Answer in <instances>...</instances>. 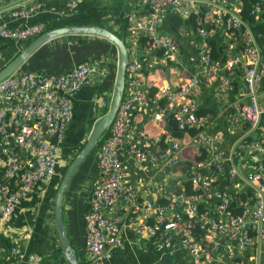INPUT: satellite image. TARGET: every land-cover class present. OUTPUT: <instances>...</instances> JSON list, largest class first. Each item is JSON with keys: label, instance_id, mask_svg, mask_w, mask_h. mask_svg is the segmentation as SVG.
<instances>
[{"label": "built area", "instance_id": "1", "mask_svg": "<svg viewBox=\"0 0 264 264\" xmlns=\"http://www.w3.org/2000/svg\"><path fill=\"white\" fill-rule=\"evenodd\" d=\"M185 0H144L141 15L127 17L125 29L130 33L126 47L128 64L126 78L131 83L124 91L117 113L98 146L97 179L91 189L84 215V249L86 264H107L120 243V222L109 217L119 203L127 206L134 216H140L137 233L155 240L156 252L175 257L186 253L192 264H244L239 256L257 241L264 240V104L258 101L257 88L264 82L261 53L249 31L243 30L238 17L241 0H208L213 13L210 27L201 21L193 36L195 53L189 57L192 70L178 83L165 85L156 93L144 89L136 57L137 36L146 39L147 52H155L163 64L177 62L178 43L159 31L163 17L180 15ZM3 0H0V5ZM229 5L232 8L228 10ZM71 6L70 8H73ZM40 9L31 5L7 12L8 21H23ZM264 0H254L250 16L261 21ZM202 12L199 17H202ZM0 11V39L17 43L28 42L45 32L42 24H25L10 28ZM222 31L226 42L219 59L211 56L209 38ZM242 38L238 48V39ZM137 59V58H136ZM243 67V83L247 102L225 107L227 126L241 130L239 139L227 150L219 148L224 134L212 133L213 114L199 112L195 98L203 81L217 80L216 93H234L233 77ZM108 70L103 66L80 64L60 73H14L0 82V224L8 222L18 203L39 184L49 182L56 174L63 140L72 119L69 96L84 86L104 79ZM102 107L105 103H101ZM152 106L170 121L187 143L174 140L169 149L149 155L134 143L133 110ZM143 141L148 135L139 132ZM199 147L188 170L189 193H173L165 205L150 201L139 202L137 188L128 182L125 159L135 165L144 161L161 162V173L176 161L186 144ZM238 180L254 191L242 197L234 188ZM153 221H146L150 215ZM174 235V238L164 237ZM33 264L39 259L32 257ZM5 264H18L17 250L11 249Z\"/></svg>", "mask_w": 264, "mask_h": 264}, {"label": "crops", "instance_id": "2", "mask_svg": "<svg viewBox=\"0 0 264 264\" xmlns=\"http://www.w3.org/2000/svg\"><path fill=\"white\" fill-rule=\"evenodd\" d=\"M13 1L15 0H3L0 5V11H3L4 20L10 28L19 27L23 23L42 24L45 32L63 27H100L120 36L123 20L126 23L128 16H138L146 10L143 6L144 0H120V8L115 6L112 0H28L17 6L4 8L6 4ZM208 2V0H185L180 5V17L184 19L193 15L195 27L196 23L201 21L205 28H209L214 11L207 5ZM31 5H39L40 9L30 18L13 22L6 18L7 12ZM71 6L74 7L70 8ZM231 8L232 5H229L228 10ZM200 12H202V17H199ZM169 17H163L159 31L178 43L177 62L163 64L158 54L147 52L146 46L141 44L142 35L137 36V56H130L131 60L135 59L139 65L142 85L149 94L156 93L165 85H176L179 81L177 72L185 78L192 70L188 59L195 53L194 38L193 36L186 37L185 34L194 30L174 32L171 29ZM129 36L130 33L124 30V43L128 42ZM241 40L240 37L237 42L238 48L241 46ZM225 42L222 31H218L209 38V44L213 53L217 54V59L222 56ZM27 46V42L17 43L0 39V69L9 64ZM117 61V48L103 38L61 36L38 48L19 67L16 73H60L80 64L103 66L108 70L104 79H96L94 84L84 86L69 96L72 119L59 144L60 151H68L74 145L81 147L102 118L105 109H108L114 92ZM260 63L264 64V55H261ZM233 79L234 93L232 95L219 96L216 93L218 82L213 80L203 81L195 98L199 112L213 114L214 121L210 132L224 134V142L219 145V148L223 150L229 149L232 141L239 139L242 135L241 130H234L227 126V121L223 116L225 107L248 101L243 83V67L240 66L235 71ZM130 87L131 83L126 78L125 91H129ZM256 95L258 101L264 104V82L257 88ZM102 102L105 103L104 107L101 105ZM133 115L135 117L133 141L149 155H158L169 149L174 140L181 141L179 139L181 135L172 134L162 114L152 106L137 107L133 110ZM139 132L146 133L148 139L143 141ZM187 140L188 138L184 136L181 142L187 143ZM183 147L176 161L168 166L165 174L161 173V162L157 164L144 161L141 165H135L131 159L123 161V166L128 172V182L134 185L139 192V202L150 201L156 205H165L170 194L184 193V191L178 192L185 187L184 176L180 178L173 167L181 161L192 162L197 156L199 147L189 143ZM97 154L96 149L89 155L92 157V165L89 174L90 184L86 187L85 195L81 196L79 188V182H82L85 176L81 165L69 183L63 199V221L68 240L77 262L81 264H86L88 260L84 249V215L88 195L92 189V180L98 174ZM55 187L56 183L53 179L37 185L25 199L18 203L12 218L0 224V264H5L4 259L10 256L11 249L17 250L18 264H33L32 257L39 259L40 264L47 258L53 260L49 264H64L62 259L53 258L59 245L54 228ZM234 188L240 189L242 197L254 191L251 185L241 180L234 183ZM106 214L119 220L121 239L120 245L113 250L112 258L107 264H192L183 251L175 257H166L156 252L153 247L156 241L137 233L136 226L141 221V217L134 216L122 203L110 210L107 209ZM146 221H153V215L146 218ZM164 237L174 238L175 236L169 234ZM239 258L244 264H264V240L257 241Z\"/></svg>", "mask_w": 264, "mask_h": 264}, {"label": "water", "instance_id": "3", "mask_svg": "<svg viewBox=\"0 0 264 264\" xmlns=\"http://www.w3.org/2000/svg\"><path fill=\"white\" fill-rule=\"evenodd\" d=\"M26 1L28 0H15L9 4H6L4 8L14 7ZM124 26L125 23L122 26L120 36L100 27H63L59 29H54L49 32L46 31L42 35L31 41L28 46L25 47L19 53V55H17V57H15L9 64H7L3 69L0 70L1 82L16 73L19 67L26 61V59H28V57L32 55L38 48H40L50 40L61 36L100 37L109 41L117 48L118 61L116 79L114 85V92L112 94L108 109L103 115V117L100 119V121L93 128L92 132L90 133V136L88 137L82 149L78 152L73 161L66 168L55 194L54 228L63 259L67 264H78V262L75 258L74 251L68 240L65 224L63 221V199L65 192L67 191V188L69 186V183L71 182L76 171L81 166L85 158L89 156L90 153L96 148L102 136L108 131L122 102L125 91L126 67L128 64V51L123 38V33L125 29ZM96 179L97 175L94 176L92 180V187ZM90 195L91 192L89 193L88 198L90 197Z\"/></svg>", "mask_w": 264, "mask_h": 264}, {"label": "trees", "instance_id": "4", "mask_svg": "<svg viewBox=\"0 0 264 264\" xmlns=\"http://www.w3.org/2000/svg\"><path fill=\"white\" fill-rule=\"evenodd\" d=\"M253 2H254V0H241L242 6H241V9H240V12L238 13V17L240 18V20L244 24L242 26L243 30L246 29V31H249L252 34V36L254 37L255 43L258 46V48H259V50L261 52V55L263 56L264 55V12L262 14L261 21H255L254 18L252 16H250V14H249ZM114 4H115V6L120 8L121 1L120 0H116V1H114ZM168 16H170L169 17V23H170L171 29L174 32L178 33L179 31L194 30L195 18L193 17V15H189L188 17H185L184 19H182V17H180V15H178V16L168 15ZM123 23H125V20H123ZM71 37L72 38L73 37L74 38H79L80 36H76V37L75 36H71ZM33 40H30V41H33ZM29 43L30 42L28 41L27 45ZM141 44H143V46L145 45L147 47L145 38L141 39ZM211 56H212L213 59H217V54L213 53V51L211 52ZM1 69H3V68H1ZM106 111H107V109H105V111L103 112V115L106 113ZM167 126H168V128H169V130H170V132L172 134H174L175 136L180 135L179 132L177 131L176 127H175V124L172 121H170L169 125H167ZM106 135H107V132L102 136V138L100 139V141L98 142V145L96 146V148L94 150L98 149L99 144L102 142L103 138H105ZM84 144L78 149L76 154L69 161L68 165L64 168L63 173L61 175V179H62V176H63L66 168L73 161V159L78 154V152L82 149ZM190 164H191V161H181V162L176 163L175 166L173 167V170L176 171L179 174L180 178H182L184 176L183 180L185 181L184 182L185 187L183 189H180L178 192H181V191H184L185 193H189L190 192V185H189L188 180H186L187 176H188V170H189ZM60 180H59V182L57 183V185L55 187V193L57 191V188H58V185L60 183ZM53 258H60V259H62L64 264H67L64 261V259H63L60 247H58L57 251L54 253V257ZM78 264H81V263L78 262Z\"/></svg>", "mask_w": 264, "mask_h": 264}, {"label": "rangeland", "instance_id": "5", "mask_svg": "<svg viewBox=\"0 0 264 264\" xmlns=\"http://www.w3.org/2000/svg\"><path fill=\"white\" fill-rule=\"evenodd\" d=\"M79 148H80V145L79 146L74 145L68 151H66V150H63V152H62V150L60 151L59 159H58V165H57L58 166L57 172H56L55 176L52 178L55 181L56 185L59 182V180L61 179V175L63 173L64 168L68 165L69 161L73 158V156L76 154V152L78 151ZM81 165H82L81 170L85 173V176L83 177L82 182H79V188H80V191L82 193L81 196H84L86 187H88V185L90 184L89 183V174H90L91 165H92V157L87 156ZM77 174H78V172H77ZM77 182H78V176H77ZM63 218H64V216H63ZM58 247H59V245H58ZM51 260H52V258H47L42 262V264H49L51 262Z\"/></svg>", "mask_w": 264, "mask_h": 264}]
</instances>
